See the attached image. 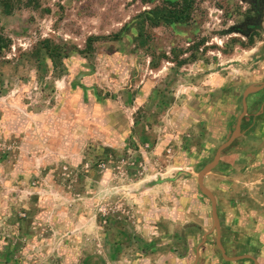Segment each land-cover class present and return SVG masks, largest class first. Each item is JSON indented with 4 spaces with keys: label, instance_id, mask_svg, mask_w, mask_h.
<instances>
[{
    "label": "rangeland",
    "instance_id": "1",
    "mask_svg": "<svg viewBox=\"0 0 264 264\" xmlns=\"http://www.w3.org/2000/svg\"><path fill=\"white\" fill-rule=\"evenodd\" d=\"M10 1L0 264H243L224 260L198 176L264 83L249 2L193 0L187 23L168 25L158 10L182 12L176 0ZM262 96L204 178L229 256L233 230L264 231Z\"/></svg>",
    "mask_w": 264,
    "mask_h": 264
},
{
    "label": "water",
    "instance_id": "2",
    "mask_svg": "<svg viewBox=\"0 0 264 264\" xmlns=\"http://www.w3.org/2000/svg\"><path fill=\"white\" fill-rule=\"evenodd\" d=\"M263 90H264V83H262L261 85H258V86L249 87L245 90V92L243 94V99H242L243 112L238 118L235 131L233 132L230 139L218 149L214 160L210 164H208L198 176V185H199L200 189L202 190V192L209 198V200L211 202L212 214H213V220H214V227H213L212 232L216 233L217 246H218L219 250L221 251L222 256L226 262H239V261H243L246 259H250V260H253L254 264H259L258 261L255 258H253L252 256H248V255H246V256H229L228 255V253H227V251L223 245V242H222V227H221L220 217L218 214L217 199H216L214 193L204 184V178L208 174H210L219 165L223 152L227 148L232 146L234 144V142L243 135L242 124H243V120L246 117V115L248 113V109H249L248 97L254 93H258V92H261Z\"/></svg>",
    "mask_w": 264,
    "mask_h": 264
},
{
    "label": "crops",
    "instance_id": "3",
    "mask_svg": "<svg viewBox=\"0 0 264 264\" xmlns=\"http://www.w3.org/2000/svg\"><path fill=\"white\" fill-rule=\"evenodd\" d=\"M263 20H264V7H263V11H262V17L260 20L261 25L263 23ZM263 94H264V90L261 92L254 93V94L250 95L248 97V99H250V97H252V96H258V95H263ZM262 97H264V96H262ZM248 107H249V109H251L250 104L248 105ZM263 110H264V106H263ZM245 122L246 121L244 118L242 126L244 125ZM241 137H243V135ZM263 157H264V155H263ZM221 164H222V158H221V161H220L219 165L217 166V168ZM217 168H215V169H217ZM261 202H264V196H262ZM262 209H264V204H263ZM262 222H264V218H263ZM246 224L247 223L244 224V228H243L244 230H242V231L241 230L240 231L239 230H237V231L233 230L234 232H233V237H232L231 241H232V243H235V244H233L232 251L234 252L235 256H246V255L252 256L253 258H255L258 261L259 264H264V231H259V232L252 231L250 229V227L248 228V231H246V228H247V226H245ZM262 229H264V227ZM224 239H225V237H223V242H224ZM223 245H225V243ZM224 247L228 253L227 246H224ZM240 262L241 261H239V262H228V263H240ZM242 263L243 264H254L253 260H250V259L243 260Z\"/></svg>",
    "mask_w": 264,
    "mask_h": 264
},
{
    "label": "trees",
    "instance_id": "4",
    "mask_svg": "<svg viewBox=\"0 0 264 264\" xmlns=\"http://www.w3.org/2000/svg\"><path fill=\"white\" fill-rule=\"evenodd\" d=\"M176 1L177 4L176 3L174 4L180 7L181 9H183L182 12H168L167 8H164L163 10H158L159 16H157V18L159 17L160 19H162L164 24L173 25L175 23H181V22L187 23L189 21L190 19L189 12L191 10L193 0H176ZM10 3H11L10 0H6V1H2L0 4V7L4 9L3 11L7 16H11L15 12V9L10 6ZM151 15L152 13L150 12L147 13V17L150 18ZM1 49L2 48L0 47V51Z\"/></svg>",
    "mask_w": 264,
    "mask_h": 264
},
{
    "label": "flooded vegetation",
    "instance_id": "5",
    "mask_svg": "<svg viewBox=\"0 0 264 264\" xmlns=\"http://www.w3.org/2000/svg\"><path fill=\"white\" fill-rule=\"evenodd\" d=\"M249 2V6H250V10L249 13H251L250 15H254L255 19L253 18H249L247 20V25H249V27H245V31H247L248 33H252L254 27H257V23L260 24V20L262 17V11H263V7H264V0H247Z\"/></svg>",
    "mask_w": 264,
    "mask_h": 264
}]
</instances>
